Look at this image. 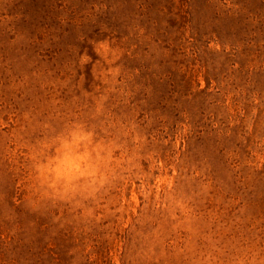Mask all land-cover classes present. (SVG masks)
<instances>
[{
    "label": "rangeland",
    "instance_id": "1",
    "mask_svg": "<svg viewBox=\"0 0 264 264\" xmlns=\"http://www.w3.org/2000/svg\"><path fill=\"white\" fill-rule=\"evenodd\" d=\"M0 264H264V0H0Z\"/></svg>",
    "mask_w": 264,
    "mask_h": 264
},
{
    "label": "clouds",
    "instance_id": "2",
    "mask_svg": "<svg viewBox=\"0 0 264 264\" xmlns=\"http://www.w3.org/2000/svg\"><path fill=\"white\" fill-rule=\"evenodd\" d=\"M57 171H58V173L60 172V167L58 166V168H57Z\"/></svg>",
    "mask_w": 264,
    "mask_h": 264
}]
</instances>
